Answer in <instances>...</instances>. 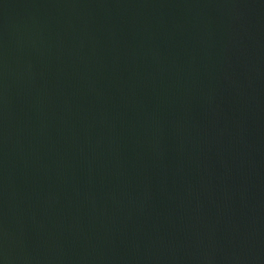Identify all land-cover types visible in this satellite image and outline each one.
Here are the masks:
<instances>
[{
	"label": "water",
	"instance_id": "1",
	"mask_svg": "<svg viewBox=\"0 0 264 264\" xmlns=\"http://www.w3.org/2000/svg\"><path fill=\"white\" fill-rule=\"evenodd\" d=\"M0 264H264V0H0Z\"/></svg>",
	"mask_w": 264,
	"mask_h": 264
}]
</instances>
